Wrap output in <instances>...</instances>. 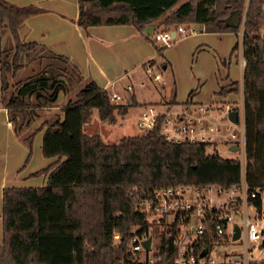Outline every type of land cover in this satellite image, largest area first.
<instances>
[{
	"label": "trees",
	"instance_id": "16d2710c",
	"mask_svg": "<svg viewBox=\"0 0 264 264\" xmlns=\"http://www.w3.org/2000/svg\"><path fill=\"white\" fill-rule=\"evenodd\" d=\"M178 1L77 0L76 22L81 27L128 24L141 31ZM38 11L33 5L18 6L0 0V30L7 28L13 42L10 50L0 51V98L15 133L36 116V109L50 106L59 93L68 92L71 82H82L65 57L49 53L46 57L49 63L25 79L14 81L4 97L7 89L4 73L13 75L21 67V58L30 52H45L43 46L21 41L17 35L22 20ZM233 15L237 16L236 22L231 21ZM241 21L243 179L249 190L261 191L264 189V0H184L164 15L160 23L165 28L197 23L205 31L237 34ZM146 40L161 56L165 47H157L149 37ZM236 47L234 43L230 52ZM153 62L146 60L147 64ZM219 64H224V60L220 59ZM237 89L238 82L229 80L217 88V93L225 95ZM109 97L107 89L93 80H85L61 106V116L42 120L21 136L27 150L23 165L31 153L33 134L43 127L41 155L55 159L31 173L43 174V185L1 188L0 264H142L126 252L132 226L140 225L138 232L146 230L144 215L135 209L127 190L192 183L227 187L240 179L237 159L207 153L205 143L167 141L159 132V119L152 128L121 135L115 143L104 142L97 133L85 132L83 125L92 111L100 121L113 124L129 108L137 106L132 94L118 104H113ZM173 103L172 97L167 104ZM248 203L258 210L260 195L257 193ZM113 233L117 234L116 242ZM155 248L154 264H172L177 250L173 236L160 234ZM253 263L264 261L251 260L250 264Z\"/></svg>",
	"mask_w": 264,
	"mask_h": 264
},
{
	"label": "crops",
	"instance_id": "0c3cea01",
	"mask_svg": "<svg viewBox=\"0 0 264 264\" xmlns=\"http://www.w3.org/2000/svg\"><path fill=\"white\" fill-rule=\"evenodd\" d=\"M7 1L18 6L33 5L39 9L37 13L26 17L19 24L17 35L21 41H34L44 47V53L47 55L52 53L65 57L66 63L76 68L82 77V81L93 80L97 85L107 89L109 93L114 92L121 97L126 94H132L137 106L129 108L127 113L131 109L138 110L143 106V102H139L136 99L132 82L135 79V72L138 68H143L142 63L146 60L152 59L154 62L151 66H153L155 65V61L162 62V59H164L163 54L159 60L155 57L157 54H155L153 45L146 40L148 37L151 39L153 30L162 29V24L160 23L162 15L145 25L141 31H137L133 26L128 24H97L81 27L76 22L78 14L77 0ZM195 25L196 30L194 33L175 38L162 51L164 53L165 49L170 48L176 40L189 38L188 48L184 52L178 53L186 55V58L189 57L187 60L189 62V69H187L188 77L184 79V81L187 80V84L183 88L179 86L180 90L178 91V79L175 82L169 79L168 84L171 82L169 85L172 86L173 82V87H171L170 92L168 91V95L164 93L165 97L163 96V100L166 103L162 106L164 108H168L169 106L172 108L179 107L188 98V92L192 90L188 98L189 101H229L236 107L242 120L241 77L243 59L241 47H238V32L237 34H233L232 32H210L205 31L201 24L196 23ZM222 40L224 41L223 44L221 43ZM234 43H238L237 47L239 49L230 52ZM208 47L212 48L214 54L207 52L206 49ZM193 50L195 51L194 54H192ZM220 59L224 60V64H219ZM237 64L238 76L235 74ZM166 66V64H162L161 68L165 69ZM229 80L238 82V96L234 92L225 95L217 93V88L220 85L227 84ZM142 84V82H136L137 86H142ZM163 84L164 81L160 85L161 88H164ZM126 85H129L130 89L126 90L124 88ZM61 95L60 101L56 98L50 106L40 108L43 109L41 114H46L43 119L36 122L39 116H33L29 123L23 126L18 133H15L12 124L8 121L7 111L2 105L0 98V197L1 188L4 186H41L45 183V176L43 174L31 175L32 172L43 168L55 159V157H43L41 155L40 143L44 127L33 134L31 153L24 165L23 161L27 150L21 141V136L27 134L22 133L28 128V132H30L31 129L38 126L42 120H52L57 115L61 116L60 108L67 100L65 93H61ZM172 97L175 103L167 104V100ZM158 101L154 100L151 103L157 104ZM40 109H36V114L37 110ZM93 112L88 122L89 128L95 120L92 117ZM35 117L36 119L33 120ZM119 120L122 121L123 118ZM103 122L106 123L105 121ZM101 139L104 141L102 137ZM218 143L220 141L214 144L215 150ZM227 148L229 149V147ZM241 154L242 161L241 163L239 162V165L240 172H243V151ZM36 158L37 163H35Z\"/></svg>",
	"mask_w": 264,
	"mask_h": 264
},
{
	"label": "built area",
	"instance_id": "2783aa9c",
	"mask_svg": "<svg viewBox=\"0 0 264 264\" xmlns=\"http://www.w3.org/2000/svg\"><path fill=\"white\" fill-rule=\"evenodd\" d=\"M194 32L192 24H177L153 30L151 38L166 47L175 38ZM144 63L145 72L152 73V66L146 61ZM152 79L159 80L158 74H153ZM124 88L128 90L130 86ZM109 98L113 104L126 101V97L114 92L110 93ZM188 98L174 108H164L158 104L141 106L134 118L135 125L144 131L152 128L159 119V132L167 141L205 143L209 148L207 153L217 154L214 144L219 141L227 147L233 144L237 147L236 138H239L242 149L243 119H240L232 103L226 100L191 102ZM232 110L236 111L235 122L227 117ZM257 193H260L259 188H247L243 172H240L237 182L227 187L194 183L150 189L132 187L127 190V194L134 199L135 209L144 215L146 230L138 232L140 225L132 226L126 252L136 256L142 264L155 263L153 252L156 248L148 255L151 244L149 242L148 249H145L141 241L150 237L147 236L148 217L158 215L154 220L159 225L158 235L173 236L177 245L172 264H232L237 260L247 261L246 245L255 241L261 231L256 215L252 213L256 208L248 203ZM193 217H197L196 220L192 221ZM233 224L237 225L239 231L235 239L232 238ZM189 233L194 238L186 241ZM240 238L243 243L242 257L234 255L232 248L224 250V245Z\"/></svg>",
	"mask_w": 264,
	"mask_h": 264
},
{
	"label": "rangeland",
	"instance_id": "374dc122",
	"mask_svg": "<svg viewBox=\"0 0 264 264\" xmlns=\"http://www.w3.org/2000/svg\"><path fill=\"white\" fill-rule=\"evenodd\" d=\"M184 0H179L172 8L174 9L179 3H181ZM171 10L166 11L160 19H162V17L166 14H168ZM233 19V16H231V21ZM193 25V27L196 30V23H190ZM174 26V25H173ZM170 26V27H173ZM162 27H164L162 25ZM241 29H242V21L240 22L239 25V31H238V47H240V39H241ZM231 35V34H230ZM223 39H227V38H223ZM151 40L156 44L157 47H162L160 45L159 42L154 41L152 38ZM188 40L189 38L186 39H180V40H176L170 48H166L164 53H162L164 55V59H162V62H157L155 61V65L152 66V73L147 74L143 68H138V70L135 72L134 74V81L132 82V86H133V92L135 93L136 99L139 102H143L142 104L147 105V104H155V103H151L154 100H159L157 102L158 105H163L164 103H166L163 100V96L165 97L164 93L166 95H168V91L170 92L171 87L169 83L168 84V80H177L178 79V91L179 86L180 87H184L187 84V80L184 81V79H186L187 76V69H189V62L187 61L188 58H186V55H182L181 53L184 52V50H186L188 48ZM12 39L11 36L8 32V30L3 27L0 30V51L3 50L4 52L7 50H10V47L12 46ZM221 43L223 44L224 41L222 40ZM238 47H236L237 49H235L236 51L239 49ZM164 50V49H163ZM207 52L209 54H214V51L212 50L211 47H208ZM179 52H181L180 54H178ZM195 51L193 50L194 54ZM156 54V53H155ZM39 55V56H38ZM161 55V56H163ZM161 56L156 55L155 57L159 60V58H161ZM47 54L46 53H36V51L30 52L29 54H27L26 56H23L21 58V67L19 68V70L13 75L11 76L10 72H5L4 73V77L6 80V84H7V89L4 92V97L6 98V96L8 95V92L10 91L11 85L12 83H14V80H23L25 79L27 76L31 75V73H34L38 68H40V66H43L44 64H47V62L49 63V59L46 58ZM52 61H56L55 59H52ZM162 64H166V68L162 69L161 65ZM152 65V64H150ZM67 67L68 70V66L65 65ZM238 64L236 65L235 68V74L236 76H238ZM157 73L159 76V80L155 81L152 79V75ZM197 79V78H195ZM164 81V88H161L160 85L163 83ZM83 82V81H82ZM82 82L76 83V81H73L69 84V91L65 93V98L69 99L73 97V94L75 92V90L82 84ZM136 82L140 83L142 82V86H137ZM173 83V82H172ZM166 84V85H165ZM175 87V85H174ZM238 90V89H237ZM236 96H238L237 91L234 92ZM69 96V97H68ZM129 96L128 94L122 96V97H127ZM61 93H59L58 95V100H61ZM169 100H167L168 102ZM195 101V100H193ZM208 100H203L200 102H207ZM168 106V105H167ZM132 108V107H131ZM40 109V108H38ZM41 111H43V109L37 110V114L36 117L39 116L37 119L36 117L33 119H36V122L40 121L41 119H43V117H45L46 114H41ZM138 112L137 109H131L129 110V112L123 116V120L120 121L119 118L116 120L115 123L111 124V123H104L103 121H100L96 118L95 113L93 112L92 117L94 120V122H92L91 127L89 128V120L84 123L83 125V130L85 132H92V133H97L99 134L106 143H115L118 139L119 136L123 135V134H138L142 132V129L137 127L135 125V115ZM53 119V118H52ZM92 128V129H91ZM29 128L23 132L22 134L28 133ZM236 141L238 142V146L236 147L235 150H230L227 148L226 145L222 144V143H218L216 145V152L217 154L221 157V158H233V159H237L240 163L242 161V154H241V142L239 140V138H236ZM205 150H209L208 146H206ZM35 163H37V158L35 160ZM260 195V199H261V205L260 208L258 210L253 211L252 213L255 214L256 219L259 221V226L261 228L259 237L255 240V241H251L248 242L246 245V249H247V261H236L235 263L232 264H250L251 260H255V261H264V189H262L259 193ZM251 212H248L249 215L252 214ZM158 217V215H152L149 216L147 219V227H148V235L150 236L149 242L151 244L150 250H148V255L151 254L152 249L155 248L156 244H157V240H158V228L159 225L157 223H155V219ZM197 217H193L192 221L196 220ZM194 236L192 233H189V237L187 238L186 241H191L193 240ZM117 237H116V233H113V241L116 242ZM229 248H232V252L234 255H238V256H243V243L240 239H237L235 241H233L231 244L229 245H224V250H227ZM256 263V262H255ZM253 263V264H255Z\"/></svg>",
	"mask_w": 264,
	"mask_h": 264
},
{
	"label": "water",
	"instance_id": "95a60500",
	"mask_svg": "<svg viewBox=\"0 0 264 264\" xmlns=\"http://www.w3.org/2000/svg\"><path fill=\"white\" fill-rule=\"evenodd\" d=\"M233 21H234V22L237 21V16H236V15H233ZM227 117H228L231 121L235 122V121H236V111H234V110L229 111L228 114H227ZM229 149H230V150H235V149H236V145H234V144H233V145H230V146H229ZM232 228H233L232 238L235 239V238H237L238 233H239V231H238V227H237L236 224H233ZM149 240H150L149 237H146L145 239H143V240L141 241V244H142V246H143L145 249H148V247H149ZM202 254H203V251L200 252V255H202Z\"/></svg>",
	"mask_w": 264,
	"mask_h": 264
}]
</instances>
